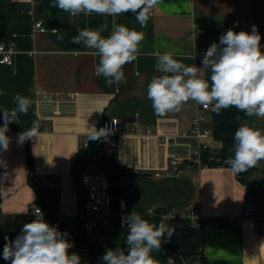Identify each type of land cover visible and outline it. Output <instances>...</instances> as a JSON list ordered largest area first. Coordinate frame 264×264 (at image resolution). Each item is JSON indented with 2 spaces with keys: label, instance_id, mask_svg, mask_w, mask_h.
I'll return each instance as SVG.
<instances>
[{
  "label": "crops",
  "instance_id": "0c3cea01",
  "mask_svg": "<svg viewBox=\"0 0 264 264\" xmlns=\"http://www.w3.org/2000/svg\"><path fill=\"white\" fill-rule=\"evenodd\" d=\"M56 0H0V44L13 46L9 64H0V126L3 110L15 107L16 94L33 100L28 113L18 114L9 124L7 151H0V264H10L2 257L3 246L14 241L25 223L36 219L28 212L35 193L28 181L29 164L26 140L18 134L38 126L37 137L30 139L36 177L55 186L60 193L59 213L70 216L79 211L72 165L102 120L117 118L123 131L102 143V152L92 157L88 170L98 171L101 160H114L119 167L108 171L112 185L119 186L125 216L135 211L146 216L150 210L175 209L178 221L171 238H163L162 251L169 255L203 253L208 264H264V234L254 217L264 216V161L251 179L254 186L252 216L239 218V209L247 199L246 188L229 166L201 168L189 164L197 141L188 135L196 113L189 100L178 113L164 117L155 114L147 98V86L156 72V56L176 53L175 59L186 65L201 66L208 47L219 43L228 29L250 32L257 26L264 52V0H160L151 12L146 27L141 28L131 12L117 16L80 14L71 17L57 7ZM42 21L44 32L35 23ZM210 21L214 22L209 27ZM107 23L124 25L144 33L141 55L124 66L127 82L107 87L94 69L99 57L71 37L78 29H98ZM209 27L206 34L199 30ZM197 30V36L192 31ZM53 29L64 34L57 40ZM210 70L205 78L210 81ZM44 89L52 103H42L38 92ZM206 125H211L210 112ZM254 128L264 132V119L253 116ZM210 151L217 153L221 143L208 139ZM116 152L114 153V149ZM130 170L131 174L123 173ZM195 212L204 224L198 227ZM234 220L233 224H227ZM112 229V219L101 221L97 233ZM69 254L90 264L87 248L74 240ZM197 264V263H195Z\"/></svg>",
  "mask_w": 264,
  "mask_h": 264
},
{
  "label": "clouds",
  "instance_id": "9594fccd",
  "mask_svg": "<svg viewBox=\"0 0 264 264\" xmlns=\"http://www.w3.org/2000/svg\"><path fill=\"white\" fill-rule=\"evenodd\" d=\"M160 0H56L54 7L69 13L71 17L93 13L105 16H117L122 13L135 15L141 28L146 27L151 12ZM107 23L98 29H78L71 37L73 44H83L92 49L99 57L94 69L97 77H103L107 87L127 82L123 68L137 60L141 55L140 43L144 33L129 29L124 25L113 24L109 36ZM57 40H63L64 34L53 29ZM261 36L257 26L250 32H235L228 29L221 35L219 43L213 42L201 61V66L186 65L174 56L176 53L164 52L156 56L155 70L160 73L153 76L147 86V98L152 102L156 115L164 117L169 113H178L189 100L197 105L220 114L224 109L235 107L246 117L264 119V52L261 51ZM210 70V81L205 78ZM42 103H52L53 98L47 90L38 92ZM15 107L4 109L3 126H0V151H7L10 138L6 136L9 124L18 114H27L33 100L16 94ZM240 120V117H236ZM117 122L113 119V124ZM95 130L89 139L107 137L112 129L108 127ZM38 126L18 134V142L37 137ZM234 156L226 160L233 174H240L256 167L264 161V132L254 128L248 122L242 123L234 134ZM36 219L25 223L21 233L14 241L3 246L2 257L10 264H81V257L69 249L74 245L67 239L69 235L45 221L42 210L34 209ZM127 226V251L121 248L109 249L100 258L103 264H159L153 253H159L163 238H171L175 228L164 222L149 223L140 214L133 211L122 217V227ZM171 264V260L168 261Z\"/></svg>",
  "mask_w": 264,
  "mask_h": 264
},
{
  "label": "trees",
  "instance_id": "16d2710c",
  "mask_svg": "<svg viewBox=\"0 0 264 264\" xmlns=\"http://www.w3.org/2000/svg\"><path fill=\"white\" fill-rule=\"evenodd\" d=\"M36 2L38 3L39 8L41 0H36ZM237 116L240 117V120L236 119ZM210 117L213 139L220 142L222 147L216 154L210 150L206 151L203 155V164L204 166L210 167L223 165L231 167L226 163V160L234 156L235 131L244 122H248L254 127V119L253 117H246L243 112L237 111L235 107L224 109L220 112V114H216L211 111ZM102 151V144L99 143L97 139H90L89 146L85 149L82 148L79 151L72 165L71 172L75 181L80 213L85 212L86 202L88 200L87 191L81 182V176L88 170L90 159L95 155L100 154ZM115 152L116 148L114 149V153ZM26 155L30 168L28 181L34 190L35 201L39 204L41 210L43 211L45 221L52 226H56L61 232L68 233L69 235L67 236V239L70 242L75 240L78 245L87 248L91 255L90 264H103V262L100 261V258L109 249L114 250L116 248H121L127 251L126 236L128 229L122 227L121 225L120 193L118 185L114 186L110 181V195L112 198L110 212L113 215L112 229L108 232L102 233L100 236L99 233H97L98 231L96 232V228L95 231L90 234L86 232L84 228L85 219L80 215L74 216L71 220L60 222L58 216L60 201L59 190L55 186L37 179L35 160L30 148V139L26 140ZM115 167H119V164H117L114 160H101L99 162L98 171L105 173L108 176V171ZM122 171L125 174L132 173L130 170L125 171V169H122ZM257 172V168L253 167L244 173L236 174L239 183L246 188L247 198L254 197V186L251 183V179ZM260 182L264 183V176ZM167 210L168 209L154 210V216H142V218L146 219L149 223L156 224L157 226L160 222L170 225L173 222L165 221L162 218V212ZM233 223L234 220H232V222H228L227 224ZM260 233L264 234V231L260 230ZM153 256L159 261V264H168L169 260H171V264H208V261L203 253L173 256L163 253L162 247L161 251L159 253H153Z\"/></svg>",
  "mask_w": 264,
  "mask_h": 264
},
{
  "label": "built area",
  "instance_id": "2783aa9c",
  "mask_svg": "<svg viewBox=\"0 0 264 264\" xmlns=\"http://www.w3.org/2000/svg\"><path fill=\"white\" fill-rule=\"evenodd\" d=\"M213 25L214 22L210 21L209 27H212ZM35 26L37 29H39L42 32L46 30L43 26V22L40 20L35 23ZM209 27H205L199 30V34H206L208 32ZM197 33H198L197 30H195L194 28L192 31V36L196 37L198 35ZM15 52L16 51L13 46L0 44V64L11 63L12 57L15 54ZM195 105H196V113L192 120V127L188 135L193 137L197 141V144L193 150V156L189 164L201 168L204 166L202 161L203 155L206 151L210 150L208 139L213 138L211 126L206 125V122L208 120L207 115L209 114V112H211V106L208 109H205L201 105H197L196 103ZM113 119L117 122L116 124H113ZM103 127H108L109 129H112L111 133L107 137L114 136L123 131L120 121L117 118H109L102 120L98 130ZM105 138L106 137H100L97 140L99 143L102 144ZM88 146H89V142H86L82 148L85 149ZM81 182L84 185L88 196L85 212L80 213L78 211L70 216H64L59 213L58 216L60 222L71 220L74 216L77 215L84 217L85 219L84 228L87 233L91 234L99 226L101 221H107L109 219H112L113 221V215L110 212V206L112 202V198L110 195V180L105 173H101L99 171H94V170H87L82 174ZM123 207H124V202L120 201L121 225H122V217H126L122 213ZM35 208L41 209L38 203L36 202L32 203L30 210L28 212L29 217L35 215L34 214ZM253 210H254L253 198H247L239 209V218L252 216ZM154 215H155V211L150 210L146 216L151 217ZM191 215L196 219L197 226L202 227L204 224L202 218H200V216H198V214L195 212H191ZM162 218L165 221L174 223L179 220L180 214L175 209H168L167 211L162 212ZM229 222H232V220H229ZM254 223L256 227L259 228V230L264 231V216L254 217ZM123 227L127 228L126 225Z\"/></svg>",
  "mask_w": 264,
  "mask_h": 264
},
{
  "label": "rangeland",
  "instance_id": "374dc122",
  "mask_svg": "<svg viewBox=\"0 0 264 264\" xmlns=\"http://www.w3.org/2000/svg\"><path fill=\"white\" fill-rule=\"evenodd\" d=\"M96 232H97V230H96Z\"/></svg>",
  "mask_w": 264,
  "mask_h": 264
}]
</instances>
